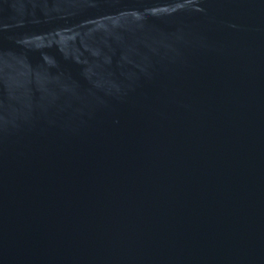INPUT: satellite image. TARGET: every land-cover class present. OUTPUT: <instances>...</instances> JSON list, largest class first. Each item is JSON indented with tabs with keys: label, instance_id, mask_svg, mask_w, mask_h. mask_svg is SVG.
I'll return each mask as SVG.
<instances>
[{
	"label": "water",
	"instance_id": "water-1",
	"mask_svg": "<svg viewBox=\"0 0 264 264\" xmlns=\"http://www.w3.org/2000/svg\"><path fill=\"white\" fill-rule=\"evenodd\" d=\"M0 264H264V0H0Z\"/></svg>",
	"mask_w": 264,
	"mask_h": 264
}]
</instances>
